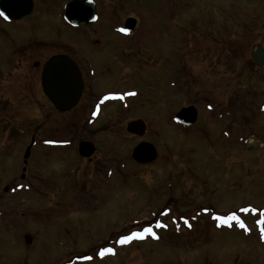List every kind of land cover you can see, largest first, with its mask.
Instances as JSON below:
<instances>
[{
	"label": "rangeland",
	"instance_id": "obj_1",
	"mask_svg": "<svg viewBox=\"0 0 264 264\" xmlns=\"http://www.w3.org/2000/svg\"><path fill=\"white\" fill-rule=\"evenodd\" d=\"M67 1L52 6L37 0L36 10L21 25H5L10 38L0 34V60L20 43L31 47L29 55L35 50L53 53L43 46L61 45L59 39L72 38L85 47L84 38L68 32L57 17ZM108 1L113 7L101 2L102 14L108 16L103 24L109 25V17L131 16L142 27L131 37L123 29L111 36L115 41L101 53L93 89H135L138 96L127 99L132 108L126 113L118 103L105 106L101 117L77 134L96 146L94 163L75 155L77 141L61 157L34 149L27 175L41 170L42 178L49 179L37 186L40 193L34 191L36 181L23 182L28 191L11 195L9 208L16 210L24 201L38 219L30 215L9 230L0 219V264H264V215L236 214L246 225L242 229L236 220L231 225L216 219L240 208L264 209V67L252 59L257 47L264 48V0ZM102 23L99 30L110 36ZM94 53L87 52L90 58ZM31 101L20 108L16 102L4 105L15 116L10 127L22 122L26 130L19 139L12 133L10 142L30 144L39 107L42 116L49 108L47 102ZM189 106L197 108L198 121L182 129L175 117ZM56 119V126L41 119L42 138L66 135V129L55 127L68 128V118ZM135 119L147 123L145 136L127 132ZM86 121L73 119L70 124L86 126ZM0 127L9 125L0 121ZM142 141L153 144L159 154L148 165L132 159ZM42 157L44 162L35 165ZM72 171L83 193L95 195L87 199L88 208L71 205L67 198L65 181ZM19 173L12 165L8 172L2 168L0 182L16 178L9 183L14 185L20 182ZM166 205L181 207L173 216L191 220L190 226L165 217V225L152 228L155 235L118 242L142 232ZM202 208L213 213L200 214ZM71 212L76 215H66ZM23 233L33 235L35 246L24 243ZM108 245L114 252L97 260V249ZM88 250L94 259H80Z\"/></svg>",
	"mask_w": 264,
	"mask_h": 264
},
{
	"label": "flooded vegetation",
	"instance_id": "obj_2",
	"mask_svg": "<svg viewBox=\"0 0 264 264\" xmlns=\"http://www.w3.org/2000/svg\"><path fill=\"white\" fill-rule=\"evenodd\" d=\"M1 1V0H0ZM42 1V0H40ZM72 0H68L66 3H63L64 6H62V12L58 14L57 17H59V20L64 24L66 27V30L68 32H71L72 34H76L77 36L84 38V43L86 44L85 47H78L71 39H59L58 44L61 43V45H54V44H45L47 50H54L53 53L50 51H41V50H35V52L32 55H29L27 52L31 49V47L24 46L25 43L15 44L11 47L8 52L5 53L3 58L0 60V121H2L4 124H8L9 128H13L12 131L8 130L6 127H0V172L1 169L6 168V172L9 170V165H12L14 167L15 171H20L19 173V181L18 183H14V185H11L9 183L15 182L17 179L14 178L6 183L0 182L2 184L0 186V219L3 220L4 225L6 226V229H10L13 227V225L17 224V226L21 225V221L26 222V218H30V215H33L35 218L38 219V213H32L31 209L25 208V202L21 201L22 204H18V209H11L9 208V197L11 195L16 194L19 195L20 192L25 191L27 188L26 184H23V182L36 181L34 187V191L36 193H40V190L38 187H40L43 182H46L49 179V176L45 179L42 178L41 170H38V174H35L34 177H28V167L27 164L31 162V159L33 158L34 154L33 151L36 148H41L44 150L45 156H55V157H61V154H66L65 149H69L72 146H76V143L79 144L83 141H88L86 138H82L80 135L86 131L87 123L90 124V119L94 118L97 119L101 117L103 108L106 106H112L113 104H120V112H127L131 110L130 104H128L127 99L131 97L132 93H136L137 91L135 89H127L125 91H106L99 93L98 91H95L93 89V80L96 77V66L101 65L102 60V52L106 51L107 45L112 44L115 41V38L111 37L115 32L118 30H121L126 26L127 20L131 19V16H128L123 19L122 16L115 17V19H110L109 25L106 26L102 23L103 19L108 17L107 14H102V8H101V2L105 3L104 7L106 5L112 6V3L108 0H94L96 3L97 8V20L95 23L91 25H83V26H73L70 23H68L65 18V7L68 3H70ZM61 0H44V3L46 5L57 6L58 4L61 5ZM34 7L33 12L37 8V0H33ZM25 2L23 0H17L12 5H16V7H12V10H14L15 13L11 14H18V12L21 11L23 8ZM105 10V9H104ZM111 9H108V12ZM104 12V11H103ZM32 14H30L27 17H23L21 19H8L7 17L3 16L0 13V34L7 36L10 38L9 32L6 30H3L5 28V25H21L23 21L30 17ZM102 19V20H101ZM135 19V18H133ZM114 20H118V23L115 24ZM114 22V24H113ZM101 29H106L103 31H107L111 33V35L106 36L103 35L102 31L99 30V27L101 26ZM135 30L129 33H126L121 30L122 34H125V36L128 35V37L134 36L142 26L138 24V21L135 23ZM111 30V31H110ZM42 47V45H40ZM39 48V47H38ZM51 48V49H49ZM29 49V50H27ZM37 49V48H36ZM95 52L94 56H91V58L88 56L87 52L89 51ZM56 56H65L71 59L75 62L77 65L81 80H82V88L80 91V96L77 101V103L68 111H60L52 102V100L45 94L43 89V77H44V71L51 61L52 58ZM95 61V62H94ZM30 70V74L27 72ZM34 71V73H33ZM24 72V73H23ZM29 76H31L29 78ZM33 77V78H32ZM29 82V92L30 94L25 91V84ZM22 87V89H21ZM35 93V94H32ZM36 95V97H34ZM60 95V94H59ZM32 100H29V98ZM32 97V98H31ZM134 98V97H133ZM38 101L40 104L42 102H47L49 104V108L41 114V109L39 107V119L38 114L36 116L37 121H35V127L33 130V134L31 135L30 144H20V143H14L10 142L9 139L11 134L14 133L16 138H20L22 136H25V126L21 122L22 126H13L10 127V125L14 124V115L10 113L11 110L6 111L4 109V105L6 103L16 102L17 107L20 108L24 105V101ZM213 107V106H212ZM134 108L132 109L133 112ZM214 111V107H213ZM229 112V111H228ZM230 113V112H229ZM60 115L61 117L68 118V124L67 127H55L57 130L66 129L65 131L62 130L61 132H65L66 135L63 133L61 135H58L55 138H42L41 136V125L45 122H50L52 125H57V119L56 117ZM44 117V119L42 118ZM83 119L85 118L87 121L85 122L86 126L82 124H78L77 127L73 126V122L70 124V122L73 119ZM41 119L44 121L42 122ZM19 124V123H18ZM76 133V135H74ZM80 134V135H77ZM20 136V137H19ZM34 141L33 147L30 148L31 142ZM77 141V142H76ZM75 155H78L81 159V161L88 162L90 164L94 163L96 160H94L93 156L96 155L97 149L95 150V153L91 158H84L81 157L78 151ZM96 147V146H95ZM29 150V157L26 158V153ZM75 151V150H74ZM78 152V153H77ZM61 153V154H60ZM62 154V155H63ZM64 156V155H63ZM88 159V160H87ZM33 161V160H32ZM43 161V157L38 160H34L35 165L41 164ZM80 161V162H81ZM41 162V163H40ZM44 162V161H43ZM31 164V163H30ZM6 166V167H5ZM97 173H101L100 170L97 171ZM73 174V171H72ZM70 179L65 183L69 182L68 185V196L71 205L74 203L76 207H85L88 208V198L94 199V197H89L90 195H86L83 193L82 189L84 186L76 185V181L78 180L77 173L74 172L73 176L70 175ZM46 180V181H45ZM49 182V181H48ZM38 186V187H37ZM82 200V202H81ZM170 201V200H168ZM170 202H168L167 205H169ZM55 204H59V202H55ZM54 204V205H55ZM52 207H55V206ZM51 207V208H52ZM25 208V209H24ZM72 208V207H70ZM181 209L176 206H166L163 210H161L160 213H171L174 214L175 210ZM36 212L40 211L39 209H35ZM47 210V209H46ZM40 213V212H39ZM79 213V212H77ZM159 213V214H160ZM76 215L75 212L68 213L66 215ZM23 219V220H22ZM25 235H30L32 238V242L29 245L31 248L35 246V242L33 235L30 233H23V239ZM24 241V240H23ZM25 243V242H24ZM85 254H93V252L86 251ZM89 252V253H88ZM72 255V254H71Z\"/></svg>",
	"mask_w": 264,
	"mask_h": 264
},
{
	"label": "water",
	"instance_id": "obj_3",
	"mask_svg": "<svg viewBox=\"0 0 264 264\" xmlns=\"http://www.w3.org/2000/svg\"><path fill=\"white\" fill-rule=\"evenodd\" d=\"M17 0H2L0 8L3 13L12 19H21L28 16L33 10L32 0H23V8L18 14L12 10V5ZM96 16L95 5L89 1H73L68 4L66 9V19L75 25L91 24ZM135 20L127 21V28L133 30ZM253 59L258 66L264 67V49L259 46L253 52ZM43 89L45 94L52 100L54 105L60 111L70 110L78 101L82 88V80L78 67L69 58L57 56L51 59L44 71ZM60 94V95H59ZM198 113L195 107L191 106L181 110L177 119L186 126H192L197 122ZM127 131L134 135L143 136L146 131V125L142 120L132 121L128 124ZM81 156L89 158L95 152V147L91 142H82L79 145ZM29 157V150L26 158ZM132 158L140 164H150L157 159V151L154 145L148 142H142L136 146L132 153ZM27 244L32 242L30 236L25 237Z\"/></svg>",
	"mask_w": 264,
	"mask_h": 264
},
{
	"label": "snow or ice",
	"instance_id": "obj_4",
	"mask_svg": "<svg viewBox=\"0 0 264 264\" xmlns=\"http://www.w3.org/2000/svg\"><path fill=\"white\" fill-rule=\"evenodd\" d=\"M123 31H127V30L126 29H123ZM242 211H248V209H242ZM253 211H255V209H253ZM216 219L219 220V221H221V223H223V224H230V222L232 220H236L237 222L240 223L241 227H245L246 228V225L244 224V222L242 220H240V218L238 216H236L235 213H233L229 217L217 216ZM260 223L261 224H264V220H261ZM262 231H264V229H262ZM149 233H151L152 235H155V233L152 232V229L151 228H145L142 232H133L129 236H123V237H121L118 242L121 243V244H124V243L129 242L132 239H135V238H143L146 234H149ZM111 252H114V249H112V248H103L100 251V255L103 256L105 253H111ZM80 259L91 260L92 257L91 256H83V257H80Z\"/></svg>",
	"mask_w": 264,
	"mask_h": 264
},
{
	"label": "bare ground",
	"instance_id": "obj_5",
	"mask_svg": "<svg viewBox=\"0 0 264 264\" xmlns=\"http://www.w3.org/2000/svg\"><path fill=\"white\" fill-rule=\"evenodd\" d=\"M99 119V118H98Z\"/></svg>",
	"mask_w": 264,
	"mask_h": 264
}]
</instances>
